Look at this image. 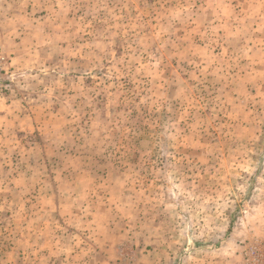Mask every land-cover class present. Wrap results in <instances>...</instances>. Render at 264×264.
Instances as JSON below:
<instances>
[{
	"label": "rangeland",
	"instance_id": "374dc122",
	"mask_svg": "<svg viewBox=\"0 0 264 264\" xmlns=\"http://www.w3.org/2000/svg\"><path fill=\"white\" fill-rule=\"evenodd\" d=\"M0 264H264V0H0Z\"/></svg>",
	"mask_w": 264,
	"mask_h": 264
},
{
	"label": "crops",
	"instance_id": "0c3cea01",
	"mask_svg": "<svg viewBox=\"0 0 264 264\" xmlns=\"http://www.w3.org/2000/svg\"><path fill=\"white\" fill-rule=\"evenodd\" d=\"M0 57H3L1 53ZM3 90H6V85L0 84V119H7L8 115L9 117L14 115V112H12L13 105L19 104L20 101L13 99Z\"/></svg>",
	"mask_w": 264,
	"mask_h": 264
},
{
	"label": "built area",
	"instance_id": "2783aa9c",
	"mask_svg": "<svg viewBox=\"0 0 264 264\" xmlns=\"http://www.w3.org/2000/svg\"><path fill=\"white\" fill-rule=\"evenodd\" d=\"M5 59L3 57H0V63L3 62Z\"/></svg>",
	"mask_w": 264,
	"mask_h": 264
}]
</instances>
